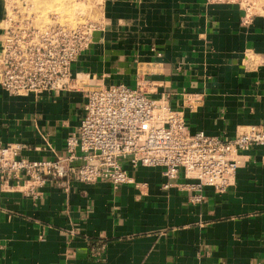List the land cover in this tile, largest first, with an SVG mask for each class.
I'll return each mask as SVG.
<instances>
[{
    "label": "crops",
    "instance_id": "obj_1",
    "mask_svg": "<svg viewBox=\"0 0 264 264\" xmlns=\"http://www.w3.org/2000/svg\"><path fill=\"white\" fill-rule=\"evenodd\" d=\"M100 1L91 43L71 64L79 85L27 95L0 86V146L20 144L28 159L63 155L94 82H142L183 109L191 134L231 139L239 126L264 127L263 14L243 24L232 3ZM3 11L0 1V21ZM185 94L201 105L186 108ZM239 159L234 184L204 186L199 202L180 188L182 174L164 188L161 167L125 160L134 182L117 188L48 181L34 198L0 186V264H264V146Z\"/></svg>",
    "mask_w": 264,
    "mask_h": 264
},
{
    "label": "built area",
    "instance_id": "obj_2",
    "mask_svg": "<svg viewBox=\"0 0 264 264\" xmlns=\"http://www.w3.org/2000/svg\"><path fill=\"white\" fill-rule=\"evenodd\" d=\"M207 1L237 4L244 12L243 24L253 15L245 0ZM35 13L29 0H5L0 21V86L11 95L73 88L76 77L71 64L90 45L96 28L68 27L53 19L39 23ZM141 87L142 82L136 87L94 84L63 155L28 159L20 156V144L0 146L1 188L34 198L48 181L67 187L70 180H102L117 188L134 182L123 167L125 160L132 167H161L167 179L164 188L182 174L187 181L180 188L194 192L190 199L199 202L204 186L224 192L234 184L240 152L264 146L260 125L239 126L231 139L203 131L191 134L183 109L171 107L166 96L149 97ZM183 105L193 110L201 105V97L185 94Z\"/></svg>",
    "mask_w": 264,
    "mask_h": 264
},
{
    "label": "rangeland",
    "instance_id": "obj_3",
    "mask_svg": "<svg viewBox=\"0 0 264 264\" xmlns=\"http://www.w3.org/2000/svg\"><path fill=\"white\" fill-rule=\"evenodd\" d=\"M5 6V0H0ZM39 23H46L49 19L58 20L68 27H89L96 25L100 18V0H29ZM253 14L264 15V0H245ZM74 20L73 23L69 22ZM75 23V24H74ZM69 24V25H68ZM87 79V78H86ZM89 82V81H86ZM102 83V82H101ZM100 83V84H101ZM98 84V82H94ZM87 86L90 90L93 85Z\"/></svg>",
    "mask_w": 264,
    "mask_h": 264
},
{
    "label": "bare ground",
    "instance_id": "obj_4",
    "mask_svg": "<svg viewBox=\"0 0 264 264\" xmlns=\"http://www.w3.org/2000/svg\"><path fill=\"white\" fill-rule=\"evenodd\" d=\"M69 22L73 23V22H74V20L72 19V20H71V21H69ZM74 24H75V23H74ZM68 25H69V24H68ZM80 79H81V78H79V77H78V79L76 80V84H77V85H79V84H80Z\"/></svg>",
    "mask_w": 264,
    "mask_h": 264
}]
</instances>
